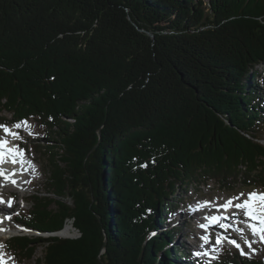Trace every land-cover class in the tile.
I'll return each mask as SVG.
<instances>
[{"label":"trees","instance_id":"trees-1","mask_svg":"<svg viewBox=\"0 0 264 264\" xmlns=\"http://www.w3.org/2000/svg\"><path fill=\"white\" fill-rule=\"evenodd\" d=\"M259 64L264 0H0V121L50 133L44 191L15 214L36 235L9 250L30 260L43 247L35 264H180L173 228L150 231L182 185L264 188ZM68 221L77 237L62 238ZM212 264H264V251Z\"/></svg>","mask_w":264,"mask_h":264},{"label":"rangeland","instance_id":"rangeland-1","mask_svg":"<svg viewBox=\"0 0 264 264\" xmlns=\"http://www.w3.org/2000/svg\"><path fill=\"white\" fill-rule=\"evenodd\" d=\"M256 78L261 80V84L259 85V88H261L262 90L261 93L259 94V98L262 101H264V64L258 65V73L256 75ZM2 116L6 118V121L11 119L10 114L7 112H3ZM23 121L28 122V124L31 126L30 130L24 127L16 129L13 128L12 126H8L10 129H12V131L18 132L21 139H16L10 135H6L3 129H0V138H11L13 142L22 144L21 147L25 149L22 150V152L27 151L29 155V157L27 156V160L30 161L29 162L27 161V163L31 166H35L33 167L32 173L25 172V175L20 174V180L26 186H23L22 188H18L16 185H13L12 183L2 184L4 185L3 191H5L8 196L20 195L23 192H28V194H31L33 192L44 191V183L46 180L45 172L47 167L45 164L46 159L43 154L42 146L46 144V138H47L46 136H49L50 133L35 118H29ZM34 138L39 139V142L35 143V141H33ZM261 142L264 143V139L261 140ZM35 145H37L36 148H34ZM8 170L9 169H6L7 173ZM239 178L242 179V176L239 175ZM251 190L264 191V188L262 186L248 187L242 182H239L238 184L235 185L234 188L229 189L227 186H224L218 179L207 178V177L205 180L201 179L199 181H193L187 185H182L177 190L176 195L171 197L172 200L171 212H163V211L160 212V214L161 213L165 214L164 216L165 221L161 224L159 223L158 224L159 226L156 227L155 229H152L150 231V235H153L156 232H163L166 229L169 230L170 228H173L171 233L173 238L168 236L170 238L168 241V247L173 249L177 247L178 244L180 247H183V244L187 245L188 247V244L186 243L187 240L184 239V236H187L186 239H188V241L191 242L192 237L190 236V233L192 232L194 233L197 230V224H195L196 220L200 217H203L202 212L196 210V212L195 211L194 212L196 213L197 217L193 221L192 217H190L192 212L187 213L189 209H194L193 205L196 202L210 201L211 202L210 204L213 203L222 204L233 196H239L240 193H244L246 195V193ZM245 195L240 197V201H233V202L234 203L241 202L244 199ZM67 202L71 203L70 200H67ZM24 206L25 207L23 208L15 207V209H13V212L10 211L7 212L8 215L6 219L7 220L6 222H8L7 226L11 228L12 231L11 234L10 232L6 234L7 236L1 235L3 238L0 239V249L1 251H4L6 255L9 257V261H10L9 264H35V258L43 256V247L36 248L35 255L30 260L22 259L21 256L15 255V253H12L9 250L8 241L11 240L13 237L27 235L32 238L34 235H36L35 232L29 230L23 224L16 221L15 214L17 213V211L25 210L28 205L25 204ZM219 211L220 208H218V210L215 213ZM205 213L208 214L207 212ZM180 214L183 215L182 219L178 217V215ZM235 218H236L235 220L236 222L237 220H240L238 216H235ZM68 224L71 225L70 221L66 223V226H68ZM231 227L232 228H230V233H228V235L226 236L227 242L229 244L225 245L224 247L216 248L215 252L209 254V257L206 260L210 259L220 263L224 256L230 257L231 259H236L238 256H248L254 258L260 257L262 252L264 251V241H261L260 236L257 237V234L253 235V232L250 231L252 230L251 227L249 229H244V227H236V226L234 227V225L232 224ZM241 229L242 231H240ZM72 232L73 234L71 237H77L79 235V232L74 227H72ZM59 233H61V231H59ZM45 236L47 235L45 234ZM62 238H67V237H62ZM245 239L252 242V248L256 249L255 252H252L251 249L248 248V245L245 243ZM231 240H235L237 243H239L241 248H243L246 254L242 255L240 249H238L232 243L229 242ZM234 248L238 249L240 252L235 253ZM189 249H191L190 246ZM175 261H177L180 264H198L197 262L199 260L193 257V255H190V257L187 256L186 260H180L176 258Z\"/></svg>","mask_w":264,"mask_h":264},{"label":"snow or ice","instance_id":"snow-or-ice-1","mask_svg":"<svg viewBox=\"0 0 264 264\" xmlns=\"http://www.w3.org/2000/svg\"><path fill=\"white\" fill-rule=\"evenodd\" d=\"M12 127L16 128V129L24 127V128L29 129V130L31 128V126L28 124L27 121L17 122ZM0 129H3V131L6 135H10L16 139H21L18 132L12 131V129H10L5 124H0ZM6 144H7V141L4 138H0V163L4 162L5 155H10L12 157L13 163H15L16 157H18V156L22 157L23 152H22V150H17L16 148L6 147ZM21 162L23 163L24 161H21ZM144 166H146V165H144ZM13 175H14V173H13ZM0 176H4L5 179H9L10 182L13 184L16 183L15 180H12L10 178V176L5 174V170L3 168H0ZM244 195H245L244 193H240L239 196H233V197L229 198L225 202V204L219 205L218 207H223L225 209H227L229 207H233L236 209H243L244 215L248 216L251 220L260 222V227H256L255 225H249V227L252 228L254 235L259 234L261 241H264V215L258 214V213H264V193H257L255 191L249 192L247 194V199H244L243 201L238 202V203H233V201H240V197L244 196ZM0 203H4L2 198H0ZM7 203L10 206L11 200H9ZM202 203H203V206H206V205H209L211 202L210 201H204ZM257 204H259V207H257ZM205 219H207L210 223H217V222L225 219V217H223V216H209V217H205ZM208 226L209 225H207V224L200 225V227H202V228H207ZM221 227H223L222 224H221ZM240 231H242V229ZM201 239H203L206 243L208 242L207 236H204ZM221 242H222L221 238L217 237L216 243L219 244ZM229 242L232 243L238 249H240L242 255L246 254L244 252L243 248H241L240 244L237 243L235 240H231ZM245 243L248 245V248L251 249L252 252L256 251V249L252 248V242L251 241H248L247 239H245ZM197 255H199V253H197ZM0 264H4L2 256H0Z\"/></svg>","mask_w":264,"mask_h":264},{"label":"bare ground","instance_id":"bare-ground-1","mask_svg":"<svg viewBox=\"0 0 264 264\" xmlns=\"http://www.w3.org/2000/svg\"><path fill=\"white\" fill-rule=\"evenodd\" d=\"M4 139H8V138H4ZM24 144V143H23ZM11 145L12 146H6V147H9V148H13V146L17 149V148H19V146L21 147V145L22 144H19V143H15V142H11ZM18 150V149H17ZM24 155H26V156H28L29 157V155H28V153H27V151H23V155L22 156H24ZM6 156H8V157H10V159L12 160V157L10 156V155H6ZM21 156H18V157H16V161L18 162V161H21ZM32 157V156H31ZM25 159V158H24ZM30 159V158H29ZM34 159V158H33ZM26 161H30V160H27V159H25ZM35 161V160H34ZM35 167V166H34ZM6 168H9V173L11 172V170L13 169V168H15L13 165L12 166H9V167H6ZM22 171H30V173H31V171H33V166H31V165H28V164H26V169H21ZM9 173H8V176H10L9 175ZM13 180H15L16 181V183L15 184H13V185H18V180H16L15 178H12ZM3 182H5V180L3 179V177L2 176H0V186H2L1 184H3ZM4 189H2V192L3 193H5L4 191H3ZM222 204H225V203H222ZM222 204H220V205H222ZM219 206V204H217V203H213V204H209V205H206V206H203V204L201 203V205H200V207H202L203 208V214H205L207 217L208 216H212V215H215L214 214V211L216 210V208ZM205 212H207L208 214H206ZM7 217H8V215H7V213L5 212V211H3V210H1L0 209V235H1V232L3 231V228L4 229H8V227H7ZM178 217L180 218V219H182L183 218V215L182 214H180V215H178ZM190 217H192V219H193V221L195 220V218L197 217L196 216V213L193 211L192 212V214L190 215ZM243 227H244V229H249L250 227H249V225H255L256 227L258 226V224H256L257 222L256 221H254V220H251L248 216L247 217H245L244 218V220H243ZM9 231H12V229L11 228H9L8 229ZM8 230L7 231H5L3 234L5 235V234H8L9 232H8ZM60 231V230H59ZM59 231L57 232V234L59 235ZM248 231V230H247ZM62 232V231H61ZM63 233L64 234H66V235H71V234H73V232H72V228H71V226L70 225H68V226H66L65 228H64V230H63ZM10 234H11V232H10ZM254 235V234H253ZM7 236V235H6ZM60 236V235H59ZM68 237H71V236H68ZM0 254H2V255H0V256H2V257H4L3 258V261H4V264H9L10 263V261H9V257L6 255V253L4 252V251H1V249H0Z\"/></svg>","mask_w":264,"mask_h":264},{"label":"water","instance_id":"water-1","mask_svg":"<svg viewBox=\"0 0 264 264\" xmlns=\"http://www.w3.org/2000/svg\"><path fill=\"white\" fill-rule=\"evenodd\" d=\"M150 36H152V34H150ZM57 232H58V231H57ZM57 232L48 233V234L58 235Z\"/></svg>","mask_w":264,"mask_h":264}]
</instances>
